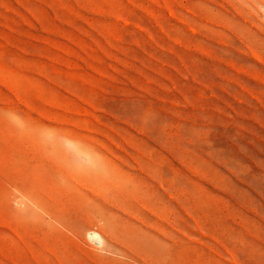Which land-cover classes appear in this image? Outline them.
I'll return each mask as SVG.
<instances>
[{
	"label": "rangeland",
	"instance_id": "rangeland-1",
	"mask_svg": "<svg viewBox=\"0 0 264 264\" xmlns=\"http://www.w3.org/2000/svg\"><path fill=\"white\" fill-rule=\"evenodd\" d=\"M0 264H264V0H0Z\"/></svg>",
	"mask_w": 264,
	"mask_h": 264
},
{
	"label": "bare ground",
	"instance_id": "bare-ground-1",
	"mask_svg": "<svg viewBox=\"0 0 264 264\" xmlns=\"http://www.w3.org/2000/svg\"><path fill=\"white\" fill-rule=\"evenodd\" d=\"M87 237L90 239V240H92L93 242L95 241V242H98V243H100L101 242V238H100V236L96 233V232H94V231H89L88 233H87ZM88 239V240H89Z\"/></svg>",
	"mask_w": 264,
	"mask_h": 264
}]
</instances>
